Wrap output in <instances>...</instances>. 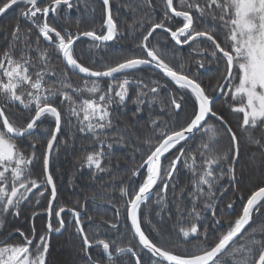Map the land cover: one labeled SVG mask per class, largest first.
<instances>
[{
	"label": "trees",
	"instance_id": "trees-1",
	"mask_svg": "<svg viewBox=\"0 0 264 264\" xmlns=\"http://www.w3.org/2000/svg\"><path fill=\"white\" fill-rule=\"evenodd\" d=\"M10 1L0 0V10ZM51 1L40 4V9ZM110 3L113 19L119 24L116 47H120L101 51L96 41L78 42L72 48V57L88 70L104 72L125 61L145 57L144 40L155 26L175 31L184 20L169 16L166 0ZM214 3L200 0L196 6L195 0H173L176 11L194 15L197 12L202 21L198 25L200 32L216 38L223 50L234 56L232 79L213 106L238 140L239 162L234 183V142L221 123L210 119L190 142L168 154L154 196L140 209V222L147 237L160 249L182 258H195L211 251L234 229L250 196L264 187V120L247 121V98L237 94L243 82L246 47L255 37L245 40L237 31V0H226L222 7L227 11L221 12L210 8ZM217 3L221 5L222 1ZM68 7L77 14L80 10L89 13L85 25L73 18L74 34H70H106V29L98 31L105 19L101 0L58 5L56 20L49 26L59 36L53 35L51 43L22 19L26 4L14 6L0 19V106L17 132L25 130L43 107H53L61 115L62 130L50 167L58 192L53 229L61 227L58 213L71 209L82 213L81 225L88 241L107 244L111 254L119 255L117 264H137L134 256L124 253L126 250L133 252L140 264H162L141 248L130 230L129 204L150 177L146 170L140 174L139 170L165 138L194 120L198 100L190 90L173 84L153 69L127 73L131 81L124 85L74 74L56 45L59 38L65 37L64 27L70 23L64 18ZM256 19L253 24H259L255 28L258 34L262 30L261 20ZM205 21L220 26L221 32L202 30ZM146 45L176 73L201 85L210 98L217 95L227 77V60L207 39L182 48L168 33L156 31ZM107 100L110 103L102 102ZM100 104L107 107L102 116L97 112ZM55 127V118L45 115L32 135L15 140L4 133L0 121V132L13 150L11 158L0 161V241L16 233L5 250L9 264L20 263L10 257L23 246L24 239H31L34 234L37 240L29 257L36 251L42 252L40 264H93L91 257L101 252V248H94L87 254L78 226L67 213L62 215V221L68 224L66 230L52 237L45 252L51 190L45 179L44 163ZM183 150L165 192L170 171ZM222 219L227 226L219 230L217 224ZM263 250L264 201L253 212L247 231L214 264H256Z\"/></svg>",
	"mask_w": 264,
	"mask_h": 264
},
{
	"label": "water",
	"instance_id": "water-1",
	"mask_svg": "<svg viewBox=\"0 0 264 264\" xmlns=\"http://www.w3.org/2000/svg\"><path fill=\"white\" fill-rule=\"evenodd\" d=\"M44 1H47V0H12L0 10V19L4 15H6L16 5L26 4L32 10V9L37 8L38 4L43 3ZM74 1L75 0H66L62 2H56L54 4L53 9L56 10L57 6L60 3L70 4ZM101 1L103 2L105 9H106L107 24H109L111 27L109 38H101L94 33H86V34L77 36L74 39H71L66 44H64L65 41L62 39L61 42L63 45H61L60 52H61L62 60L65 63V65L74 74L82 78L90 79V80H113L116 77L129 73L133 70L153 69L159 72L160 74H162L166 79H168L173 84L183 86L186 89L190 90L197 98L198 105H199L198 113L196 117L194 118V120L185 129L165 138L162 141V143L157 147V149L151 154V156L146 160L142 168L139 170L138 172L139 174L142 171L146 170L147 172H149L150 177L146 181V183L139 189L138 193L136 194L132 202H130L129 204L128 223H129L130 230L132 231L134 237L136 238L141 248L146 253L151 255L155 260L159 261L160 263H163V264H214L249 228L253 212L264 201V187L256 191L254 194H252L250 198L247 200L244 206L242 215L240 219L237 221V224L235 228L233 229L232 233L227 235L225 238H223L220 241V243L217 244L211 251L201 256L195 257V258L178 257V256H175L157 247L147 237V235L142 229L141 222H140V209L144 203L149 202L154 196L156 189L162 178L163 162L165 158L168 156V154L172 152L179 145L190 142L194 138V136L205 126V124L210 119H215L219 123H221L226 128V130L228 131V133L230 134L234 142L235 158H234L233 169H232V175H233L232 184L234 183V174H235L237 164L239 162L238 140L235 134L233 133V131L228 126V124L213 111L214 104L221 99V97L223 96L224 92L226 91L232 79V76L234 73V66H235L234 58L232 54L225 52L213 37L207 34L195 35L191 37L190 40L186 44H183V45L180 44L179 38L186 37L191 31L192 19L190 15L188 14L175 11V9L173 8V0H166V6L169 12L171 13V15L174 17L187 19L188 25H186L181 30L176 31V32H173L165 28H161L159 26L154 27L149 33V35L144 40V47L148 55V60H133L130 62L123 63L111 70L104 71V72H96V71L88 70L84 68L83 66L79 65L73 59L71 55L72 48L79 41H82V40H95L99 44H108V43H111L113 40H115L117 37V29L112 21L110 0H101ZM46 29H48V27H46ZM156 31H163V32L168 33L171 36L172 40L180 46H187L189 43H191L195 39H207L211 41L213 44H215L218 52L227 59L228 64H229V70H228L227 77L215 97H212V98L208 97L205 91L203 90V88L201 87V85H199L197 82L193 81L192 79L186 76L176 73L170 66H168L165 62H163L156 55H154L153 52L148 50L147 45H146L147 41ZM43 38L46 41L52 40L51 37L47 33L43 34ZM179 109H180L179 106H177L178 111ZM45 115H51L56 120L55 131L47 147L46 158H45V163H44L45 179L51 190V198H50L48 210L46 212V215L48 217L47 229L49 232V240H50L53 234L58 235L62 233V230L65 228V226L62 225V229L60 231H55L53 230L51 226L52 213L54 210V206L57 200L58 193H57V188H56L54 179L51 175L50 167H51L52 154L56 146L57 140L61 134V130H62L61 115L57 111V109L53 107H49V106L43 107L37 112L34 119L32 120V122L28 125V127L25 130L21 132H17L9 124V121L2 107L0 106V121L3 126V131L6 135H8L10 138L15 139V140L22 139V138L32 135L36 131L37 124L40 122L42 117ZM183 154H184V150L180 153V155L178 156V158L175 160L173 164V167L170 171L167 183L165 184V188H164L165 192L169 186L170 180L174 176L177 168L179 167ZM65 212H71L74 216H76L77 226L84 240V244L87 250H89L90 248L94 246L100 245V244L91 245L89 243L82 229V226L80 224V219L78 217V214L76 212L68 210V209L62 210L58 214V219L60 221H61V215ZM7 240H5L4 242L0 244L5 243ZM136 262L139 264V261L137 258H136ZM256 264H264V250Z\"/></svg>",
	"mask_w": 264,
	"mask_h": 264
},
{
	"label": "flooded vegetation",
	"instance_id": "flooded-vegetation-1",
	"mask_svg": "<svg viewBox=\"0 0 264 264\" xmlns=\"http://www.w3.org/2000/svg\"><path fill=\"white\" fill-rule=\"evenodd\" d=\"M12 1V0H11ZM51 1V0H50ZM59 1H66V0H57V1H51L47 6H45V7H43V9H40V7H39V5L40 4H42V3H40V4H38V6H37V8H35V9H30V7L27 5V8L24 10V12H23V14H22V19L24 20V21H26L27 23H29V24H31L36 30H37V32L40 34V36H41V38H43V34L44 33H47L50 37H51V39L53 38V35H58L59 36V33H57V30H55V29H52V27L51 26H49V24L50 23H52L53 22V20L55 21L56 19V11H57V9L56 10H54L53 9V7H54V4L56 3V2H59ZM76 1V0H75ZM199 1L200 0H195V2H196V6H198L199 5ZM212 1H214L215 3L214 4H212V5H210V8H214V11H227V9H226V7H222V5H226L225 4V1L226 0H212ZM218 1H222V4L220 5V4H218L217 2ZM258 2H259V0H257ZM45 2V1H44ZM43 2V3H44ZM73 3V2H72ZM71 4V3H70ZM60 5V4H59ZM64 5H69V4H64ZM173 8H174V6H173ZM199 8V7H198ZM166 9H167V6H166ZM175 9V8H174ZM12 10V9H11ZM10 10V11H11ZM66 15H65V22L67 23L68 21H70V23H69V25H67L66 27H64V30H63V34L65 35V37L64 36H62V38H63V40L65 41L64 42V44H66V43H68L71 39H74L75 37H77V36H80V35H75V36H73L72 34H70V33H73L74 31L71 29V22L73 21V18H79V21L80 22H82L83 23V25H85L84 23H86V21H88L89 19H88V16H87V14H89V13H87V11H82V10H80V14H77L76 12H74L73 11V9L72 8H67L66 10ZM149 11H150V13L152 12V10L151 9H149ZM167 11H168V13H169V16L172 18V19H174V18H176V19H178L179 17H174V16H172L171 15V13L169 12V10L167 9ZM176 11V10H175ZM229 11V10H228ZM105 19H104V21L103 22H101L100 23V29H98V31H103V30H105L106 29V34L104 35V36H102V35H98V34H96V35H98L99 37H101V38H109V32L111 31V27H110V25L109 24H107V21H106V9H105ZM113 12H114V10L112 9V7H111V15H112V21H113V23H114V25H115V27H116V29H117V37H116V39L115 40H113L111 43H108V44H99L97 41H96V43H97V47H98V49L99 50H106V51H113V49H116V48H118V47H120V46H118V47H116L117 46V44L119 43V41H117V39H118V33H119V24L117 23V21L116 20H114L113 19ZM119 12H122L121 10L119 11ZM178 12V11H177ZM180 13H184V14H188V15H190V17H191V19H192V28H191V31H190V33L186 36V37H180L179 38V42H180V44H186L189 40H190V38L191 37H193V36H195V35H199V34H206L205 32H200L201 30L199 29L200 27L198 26L199 25V23L200 22H202L201 21V18L199 17V14L197 13V12H195V15L194 14H191V13H188V12H181V11H179ZM125 13V12H124ZM119 15H123V14H119ZM5 16V15H4ZM182 19H184L183 20V23H182V25H181V27H179L178 29H176L175 31H173V32H176V31H179V30H181L183 27H185L186 25H188V20L187 19H185V18H182ZM99 21H101L100 19H99ZM206 23H207V21H205ZM36 24H37V26H36ZM42 24V26L41 27H39L40 25ZM46 27H48V29H46ZM104 27V28H103ZM156 27V26H155ZM159 27H161V28H165V29H168V30H170L169 28H167V27H164L163 25H161V26H159ZM194 29H196L197 30V32L196 33H194L193 31H194ZM202 30H204V31H206V32H209L210 30L211 31H215V32H221V27L220 26H218V25H212V24H210V23H207L206 25H204V27L202 28ZM172 31V30H171ZM59 32V31H58ZM257 32V30L255 31V33ZM88 33V32H87ZM91 33H93V32H91ZM240 33H242L241 35L242 36H244V38H245V40H247V38H248V36L250 37L251 35H249V32L248 31H246V30H244V31H242V32H240ZM74 34V33H73ZM86 34V33H85ZM216 35H217V33H215ZM208 35V34H207ZM209 36H211V35H209ZM212 37V36H211ZM217 37H219V35H217ZM252 37V36H251ZM214 38V37H213ZM215 40H216V38H214ZM43 40L44 41H46L44 38H43ZM196 40H199V39H195V40H193L191 43H189L187 46H180V45H178L179 47H188L189 45H191L194 41H196ZM95 41V40H94ZM46 42H53V40H51V41H46ZM80 42V41H79ZM216 42H217V40H216ZM218 43V42H217ZM219 44V43H218ZM57 45V48L59 49V51H60V48H61V45H63L62 44V42H61V38H59L58 39V43L56 44ZM215 45V44H214ZM220 45V44H219ZM126 47V46H125ZM216 47V46H215ZM129 48V47H128ZM223 49V48H222ZM124 50V49H123ZM146 51V50H145ZM225 52H227V51H225ZM61 53V52H60ZM227 53H230V52H227ZM231 54V53H230ZM61 55V54H60ZM221 55V54H220ZM222 56V55H221ZM233 56V55H232ZM224 57V56H223ZM62 58V57H61ZM225 58V57H224ZM233 58H234V56H233ZM133 60H135V59H133ZM137 60V59H136ZM139 60H148V55H147V52H146V56L144 57H142L141 59H139ZM129 61H131V60H129ZM125 62H127V61H125ZM70 70V69H69ZM71 71V70H70ZM127 74V73H126ZM126 74H123V75H120V76H118V77H116L115 79H113V80H105V81H116V84H121V85H124V84H127L126 82H128V81H131V78H130V76H126ZM120 86V85H119ZM119 92H120V90H119ZM104 104H106V103H110V101L109 100H107V101H102ZM102 105V104H100L99 105V107H98V109H97V112L99 113L98 115H100V116H102V115H104L105 114V110H106V106L105 105ZM65 209H67V208H65ZM62 210H64V209H62ZM61 210V211H62ZM69 210H71V209H69ZM71 211H73V210H71ZM60 213V212H59ZM58 213V214H59ZM71 214L72 215V221L71 222H75L76 224H77V221H76V216H74L71 212H65V213H63V214ZM62 214V215H63ZM52 216H53V213H52ZM57 217H58V215H57ZM78 217H79V219L81 220V217H82V213H79V215H78ZM59 220V219H58ZM52 221H53V217H52ZM60 221V220H59ZM222 222L221 223H218L217 224V228L219 229V230H224V229H226V226H227V223H226V220H221ZM60 223H61V227L58 229V230H55V229H53V230H55V231H60L61 229H62V225H64L65 226V228L62 230V233H60V234H58V235H52V237L53 236H60L61 234H63V232L66 230V227H67V223L66 222H63L62 221V216H61V221H60ZM69 223V222H68ZM47 225H48V223H47ZM51 226H52V223H51ZM48 230V229H47ZM15 234L16 233H11L10 235H8L5 239H3L2 241H0V243H2V242H4L5 240H7L8 238V240L5 242V243H3V244H0V256L1 257H3L1 260H0V263L1 264H3V259H4V263L5 264H7L8 263V256H7V253H6V249H7V247H8V242H10V240L15 236ZM20 236H22V237H24V235L23 234H20V233H18ZM226 236V235H225ZM52 237H51V239L49 240V232H48V235H47V237H46V243H45V252H47V249H48V246L51 244V241H52ZM25 241L23 242V246L21 245V247H19L18 248V250H19V254L15 257V255L17 254H15L13 257L11 256L10 258L13 260H15V261H20V263L19 264H23L24 263V261H26L27 260V262H28V264H40V263H42L43 262V259H42V262H41V260H39V258L41 257V256H43V253L41 252V253H37V251L34 253V255H33V257L32 258H30L29 257V254H30V250H31V247L32 246H34L35 245V243H36V240H37V238H36V235L34 234L33 235V237L31 238V239H24ZM97 244V243H96ZM96 244H93V245H96ZM94 248H101V252H97L96 253V255H95V258H92L91 257V262L93 263V264H117V262H116V260L118 259V257H119V255L118 254H111V253H108L104 248H103V246H94L93 248H90V249H94ZM90 249L89 250H87V248H86V252H87V254L89 255V252H90ZM45 252H44V254H45ZM125 253H127V254H131L132 256H134L132 253H131V251H129V250H126L125 251ZM225 254V253H224ZM223 256V255H222ZM0 257V258H1ZM44 258V257H43ZM218 261V260H217ZM216 261V262H217ZM27 262H26V264H27Z\"/></svg>",
	"mask_w": 264,
	"mask_h": 264
},
{
	"label": "rangeland",
	"instance_id": "rangeland-1",
	"mask_svg": "<svg viewBox=\"0 0 264 264\" xmlns=\"http://www.w3.org/2000/svg\"><path fill=\"white\" fill-rule=\"evenodd\" d=\"M237 2L236 23L238 24V33L246 30L255 37L246 47V64L242 66L243 82L237 90V94L241 93L247 98V106L244 110L247 121L250 119L264 120V0H259V2L257 0H237ZM256 18L261 20L262 30L258 34L255 33V28L259 25L256 24L258 22ZM255 19L256 23L253 24ZM12 156L11 143L0 132V161L2 162L4 158L9 159ZM16 253L15 257L19 254V250ZM26 262L27 260L23 264ZM3 264H5L4 259Z\"/></svg>",
	"mask_w": 264,
	"mask_h": 264
},
{
	"label": "bare ground",
	"instance_id": "bare-ground-1",
	"mask_svg": "<svg viewBox=\"0 0 264 264\" xmlns=\"http://www.w3.org/2000/svg\"><path fill=\"white\" fill-rule=\"evenodd\" d=\"M4 7V6H3Z\"/></svg>",
	"mask_w": 264,
	"mask_h": 264
}]
</instances>
